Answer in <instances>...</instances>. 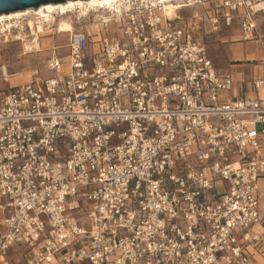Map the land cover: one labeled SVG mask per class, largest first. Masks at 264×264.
<instances>
[{
  "label": "built area",
  "instance_id": "obj_1",
  "mask_svg": "<svg viewBox=\"0 0 264 264\" xmlns=\"http://www.w3.org/2000/svg\"><path fill=\"white\" fill-rule=\"evenodd\" d=\"M209 2L244 38L264 12V0ZM165 5L78 16L96 32H66L50 76L35 68L0 97V264L15 247L25 264H252L264 97L222 101L231 76Z\"/></svg>",
  "mask_w": 264,
  "mask_h": 264
},
{
  "label": "rangeland",
  "instance_id": "obj_2",
  "mask_svg": "<svg viewBox=\"0 0 264 264\" xmlns=\"http://www.w3.org/2000/svg\"><path fill=\"white\" fill-rule=\"evenodd\" d=\"M99 13V11H98ZM103 14H106V12H102ZM193 14H196V17H192ZM77 13H73L70 15V19L73 22H76L78 24H91V29L97 27L95 20L90 18L89 20L86 18L87 16H83L77 19ZM176 15L187 17L189 20L191 19L190 26H193V32L196 37H201L203 43L205 44L206 51L208 53V47L211 43V40L214 37H218L223 33H229L232 31L239 30L242 34L239 38L242 42H252L253 45H256L258 47H264V21L258 22V20H255V33L253 36L246 38V40L243 39V33L240 30V24H239V18L235 17L231 23L230 26H225L220 18L217 17V15L214 13L211 4L209 0H201V3L193 4L189 7H184L180 10V12H176ZM264 15V14H263ZM214 16L217 18L216 22H213L211 19L214 18ZM96 18V17H95ZM183 18V17H182ZM26 16L18 19L19 25L23 27V32L21 31V34L26 36L27 44L32 39V35H30V30L26 27ZM195 20V21H194ZM175 24L177 26L182 24L183 19H175ZM180 21V22H177ZM22 22V23H21ZM187 21H185L186 23ZM94 24V25H93ZM45 26L47 27L44 32H41L39 34L38 42L40 45V48L38 51L31 52L24 54L23 53V44L19 40H14L13 35H16L19 33L18 27L11 28L10 31H6L4 34H0V97L2 94L7 90L8 82H5L3 80V76L1 74V67H4L6 70V74H16L12 77H8V81L11 83L15 82H25L28 81L31 77V71L35 68L39 69L41 71L42 77H48L51 75L48 71H45L44 64L48 57L50 56V50L52 46L59 45L58 53L61 55H64L67 51L65 48V43L67 41L68 33L63 34H57L56 30L54 29V26L51 24ZM213 27H215L213 29ZM118 30V26L114 23H111L108 29L106 30L103 28V33H110L112 31ZM92 33V31H91ZM255 40H258L257 42H254ZM253 48H255L253 46ZM245 63L248 64H260L264 66V61L253 59L248 60ZM256 128L258 130L261 129V125L257 124ZM263 204L264 199L259 198L258 199V207L260 212L263 211ZM84 224L88 225V221L86 219V216L82 217ZM24 248L21 247H15L11 249L9 254V264H25L23 261V257L21 256V253L24 251ZM83 264V263H82ZM87 264V263H84ZM264 264V263H262Z\"/></svg>",
  "mask_w": 264,
  "mask_h": 264
},
{
  "label": "crops",
  "instance_id": "obj_3",
  "mask_svg": "<svg viewBox=\"0 0 264 264\" xmlns=\"http://www.w3.org/2000/svg\"><path fill=\"white\" fill-rule=\"evenodd\" d=\"M180 10L178 12H180ZM263 14L264 12L257 14L255 17V20L257 19L258 22H263L264 21ZM181 18L183 19L181 25H190L191 19L189 20L187 17H184V16H181ZM185 21L187 22L185 23ZM177 22H180V21H177ZM70 23L72 25V29H75V30H86L89 33H91L92 31V34L95 33L97 30L96 27L91 29L92 28L91 24L82 25V24L73 22L72 20H70ZM54 29H55V26H54ZM241 35L242 34L240 33L239 30L232 31L227 34L223 33L218 37H214L211 40V43L208 44L209 49H208L207 55L212 60L216 71L221 74L230 75L233 81L232 89L222 95V101H234L240 98H255L256 96L264 97V89H260L259 91H256L252 86V81L254 79L259 78V79L264 80V66L260 64L245 63L246 61L253 60V59L264 61V47H258L256 45L257 43L253 45L252 42L240 41L239 38ZM243 39L246 40L244 36H243ZM257 41L258 40H255L254 42H257ZM253 46L255 48H253ZM55 47H57L58 49L60 48L59 45H56V46H52L51 50ZM92 47L93 45L91 44V51H92ZM58 49L56 50L57 53H58ZM51 50H50V54H51ZM1 74H2V69H1ZM14 75L15 74H8V75L6 74L4 76L2 74L3 80L5 82H8L7 90L12 86L24 83V82L11 83L10 81H8V77H12ZM260 141H261V147L263 148V155H264V135L260 137ZM221 184L225 185V183H221ZM258 184H259V189H260V191H258V194H257L258 199L259 198L264 199L262 195V192L264 190V177H262L258 181ZM222 185L218 187H221ZM259 213L261 214V216H264V204H263V211L260 212L259 210ZM257 230L261 237L260 242L245 244L246 246L245 253L250 259L252 264L264 263V231L262 227H259ZM82 263L89 264L86 261H79V262H75L74 264H82Z\"/></svg>",
  "mask_w": 264,
  "mask_h": 264
},
{
  "label": "bare ground",
  "instance_id": "obj_4",
  "mask_svg": "<svg viewBox=\"0 0 264 264\" xmlns=\"http://www.w3.org/2000/svg\"><path fill=\"white\" fill-rule=\"evenodd\" d=\"M129 1L130 0H65L64 2L41 4L36 8L29 7L23 10L2 13L0 14V34L2 35L6 31H10L13 27H18L19 33L13 35L14 37L12 38L22 42L24 54L35 52L40 48L38 38L39 34L44 32L47 28L45 26L49 25L48 27H50L52 24L55 26L56 33L60 35L72 29L70 15L73 13H77L79 16H82L89 10L94 12L99 10L98 16L100 18L106 19V16L102 12L115 10L119 11L121 7L127 8ZM147 1L154 5V2L158 1L162 3L163 0ZM165 1L166 5L163 9L167 16L175 14L176 9L192 6L196 2L195 0ZM25 16L27 18V20L25 19L26 27L30 30V35H32V39L30 41L31 44H29V42L28 44L26 43V36L21 34L23 27L18 23V19H21ZM1 69L6 75L5 68L1 67Z\"/></svg>",
  "mask_w": 264,
  "mask_h": 264
},
{
  "label": "water",
  "instance_id": "obj_5",
  "mask_svg": "<svg viewBox=\"0 0 264 264\" xmlns=\"http://www.w3.org/2000/svg\"><path fill=\"white\" fill-rule=\"evenodd\" d=\"M65 0H0V14L36 8L41 4L64 2Z\"/></svg>",
  "mask_w": 264,
  "mask_h": 264
}]
</instances>
